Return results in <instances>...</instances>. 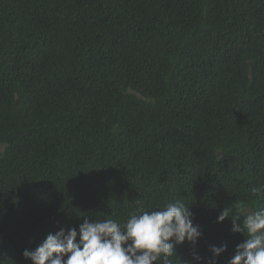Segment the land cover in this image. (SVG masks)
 Listing matches in <instances>:
<instances>
[{"label":"trees","instance_id":"16d2710c","mask_svg":"<svg viewBox=\"0 0 264 264\" xmlns=\"http://www.w3.org/2000/svg\"><path fill=\"white\" fill-rule=\"evenodd\" d=\"M178 201L173 264H229L218 215L264 209V0H0V264Z\"/></svg>","mask_w":264,"mask_h":264},{"label":"clouds","instance_id":"9594fccd","mask_svg":"<svg viewBox=\"0 0 264 264\" xmlns=\"http://www.w3.org/2000/svg\"><path fill=\"white\" fill-rule=\"evenodd\" d=\"M259 189H253L258 192ZM228 208L218 215L217 222L232 218V231L247 234L238 244L229 264H264V209L243 215ZM202 235L193 223L190 207L182 202L169 203L161 210L132 214L124 223L114 219L90 221L87 218L76 228H60L49 233L34 249L22 253L32 264H173L175 245L185 241L195 245ZM226 245L212 246L213 257L226 250ZM202 257L193 253L192 261L201 264Z\"/></svg>","mask_w":264,"mask_h":264}]
</instances>
